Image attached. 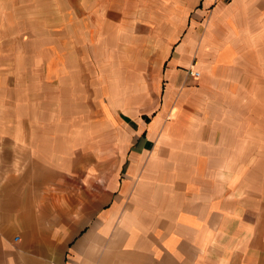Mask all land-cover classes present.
I'll list each match as a JSON object with an SVG mask.
<instances>
[{"label": "crops", "instance_id": "0c3cea01", "mask_svg": "<svg viewBox=\"0 0 264 264\" xmlns=\"http://www.w3.org/2000/svg\"><path fill=\"white\" fill-rule=\"evenodd\" d=\"M110 7H66L74 44H100ZM180 11L158 103H117L103 67L91 71V101L72 112L56 104L52 117L47 104L43 117L38 104H0V264H264V199L245 205L264 187L244 184L264 171L259 148L243 147L238 127L207 116L209 104L180 100L184 84L193 86L185 67L217 42L214 30L258 27L264 0H183ZM148 93L141 85L138 104Z\"/></svg>", "mask_w": 264, "mask_h": 264}, {"label": "rangeland", "instance_id": "374dc122", "mask_svg": "<svg viewBox=\"0 0 264 264\" xmlns=\"http://www.w3.org/2000/svg\"><path fill=\"white\" fill-rule=\"evenodd\" d=\"M76 4L77 0H0V104H38L35 111L43 117L45 112L50 116V111L43 108L47 104H52V117L60 114L56 104H69L68 111L72 112L82 98L91 101V71L103 67L112 70L111 92L117 96V103L150 107L159 98L162 100L159 87L166 82L172 25L186 18L180 11L183 0H99L100 5L111 6L106 13L110 23L100 26V44L95 46L74 44L75 29L68 21L75 14L70 19L65 10ZM257 26L229 31L219 25L212 33L217 42L202 45L199 55L186 65L184 75L189 76L188 70L195 69L200 76L191 77L192 87L184 84L186 92L180 100L181 104H209L207 116L226 119L228 126L238 127L244 137L243 147L259 148L255 161L262 168L264 18ZM202 31L201 28L199 33ZM98 52L105 56L99 62L93 58ZM143 84L149 93L138 104L135 98ZM176 99L174 95L173 104ZM225 104L234 106L223 108ZM11 109L7 107L5 111L9 113ZM171 117L169 110L166 121L170 122ZM170 132L163 142L166 149L173 147ZM252 175L258 176L257 183L245 180V186L264 187V171ZM263 199L254 198L245 205L259 204ZM255 208L256 212L262 211L259 206Z\"/></svg>", "mask_w": 264, "mask_h": 264}, {"label": "built area", "instance_id": "2783aa9c", "mask_svg": "<svg viewBox=\"0 0 264 264\" xmlns=\"http://www.w3.org/2000/svg\"><path fill=\"white\" fill-rule=\"evenodd\" d=\"M188 75L194 79H198L200 76V72L195 70V69H189L188 70Z\"/></svg>", "mask_w": 264, "mask_h": 264}]
</instances>
